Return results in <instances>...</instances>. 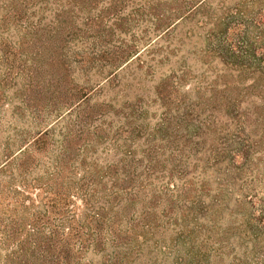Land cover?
<instances>
[{"label":"rangeland","instance_id":"rangeland-1","mask_svg":"<svg viewBox=\"0 0 264 264\" xmlns=\"http://www.w3.org/2000/svg\"><path fill=\"white\" fill-rule=\"evenodd\" d=\"M202 1L0 0V263L264 264V0Z\"/></svg>","mask_w":264,"mask_h":264},{"label":"trees","instance_id":"trees-1","mask_svg":"<svg viewBox=\"0 0 264 264\" xmlns=\"http://www.w3.org/2000/svg\"><path fill=\"white\" fill-rule=\"evenodd\" d=\"M180 1L182 0H171L170 1L171 5L169 4V6H166V2H162V0H158L157 9L161 7L162 9L165 10L161 12H154V16H153L155 17V20H156V30L162 31L159 34L158 39L168 38L172 36L173 34H175V30L177 26L179 27L180 23L184 19L189 18L190 14L194 10H196L197 8H202L203 6L202 0H193L192 4L189 5V8L178 4V2ZM139 55L140 53L136 50H124V52L121 51L117 54V56L114 58V61H117L119 59V61H124L126 63L127 62L126 59L128 58L131 59L134 56L138 57ZM236 57H238L239 59L240 56L237 55ZM111 66L113 67V71L114 70L116 71L121 66H123V64L118 65L117 63V65L115 64ZM46 134L48 133L41 134L38 138H36V140H41V138L42 139L45 138L47 136ZM17 192H19L22 196L18 205L20 208L23 209V213L27 214L28 209H30V206H33L34 203L31 205L30 200L25 199L26 191L25 192L17 191ZM2 200L3 198H2V195L0 194V204H2L1 202ZM31 215L34 216V214H31ZM37 218L38 217L35 216L33 218L32 223H29L26 221L25 215L24 216L22 215V217L20 218L21 224L18 226L21 227L19 229H21V232L24 233L22 236L23 238H19V240L16 242L15 244L16 248L10 249V251L7 250V252L5 253L3 257L4 258L3 262H1L0 264H15V263H18V259L22 258V256H26L32 253L35 254L36 252H38L40 248L39 241L41 240L43 236H42V232L40 228L36 226ZM13 223L15 222L12 221L11 223H8V224L5 223V225L1 224L3 226H2V229L0 230V233H2V236H0V245L2 246L3 249H6V246H8V244L10 243L9 240H7V238L13 239L14 231L11 229V225L15 226ZM17 231L18 229L15 230V232ZM31 238H34V240H32ZM42 249L43 248L41 247L40 250ZM20 264H21V259H20Z\"/></svg>","mask_w":264,"mask_h":264}]
</instances>
